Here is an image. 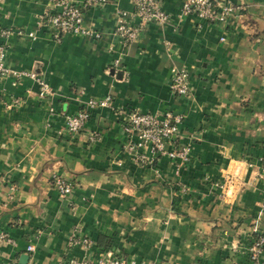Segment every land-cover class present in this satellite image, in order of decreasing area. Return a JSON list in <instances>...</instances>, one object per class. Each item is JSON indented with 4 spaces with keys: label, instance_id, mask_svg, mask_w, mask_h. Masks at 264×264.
<instances>
[{
    "label": "crops",
    "instance_id": "0c3cea01",
    "mask_svg": "<svg viewBox=\"0 0 264 264\" xmlns=\"http://www.w3.org/2000/svg\"><path fill=\"white\" fill-rule=\"evenodd\" d=\"M160 2L169 25H144L124 48L116 12L133 13L131 0L88 11L102 39L61 42L37 24L53 0H0L6 65L39 72L55 92L41 98L35 80L0 76V264H24L26 254L25 264L80 260L81 237L94 241V259L107 250L138 262L250 264L248 249L264 234V0H214L220 15L236 6L217 21L182 15L184 0ZM11 28L37 38L2 35ZM181 69L190 74L188 98L169 87ZM108 94L114 107L93 111L79 133L66 130L65 114ZM119 106L183 114L179 143L191 145L190 159L148 149L152 163L135 161L123 148ZM54 174L76 184L69 198Z\"/></svg>",
    "mask_w": 264,
    "mask_h": 264
},
{
    "label": "built area",
    "instance_id": "2783aa9c",
    "mask_svg": "<svg viewBox=\"0 0 264 264\" xmlns=\"http://www.w3.org/2000/svg\"><path fill=\"white\" fill-rule=\"evenodd\" d=\"M54 8L51 12L46 13L38 19V26L47 27L52 32L55 40L61 42L67 34L82 36L90 39H102L104 33L94 21L89 20L88 11L93 8L104 7L110 0H53ZM134 3L135 11L129 13L125 10L116 12V30L115 36L119 37V41L124 48H128L133 42L139 40L141 29L148 23H156L161 26H167L170 22L169 14L162 8L160 0H131ZM236 6L229 3L223 7L220 15L216 9L214 0H184L181 7L182 15H195L199 20L217 21L226 20L227 16H231ZM137 18L140 20L138 24H133ZM13 33L26 35L32 39H36L35 31L24 32L23 30L5 29L2 35L9 37ZM225 40V37L222 38ZM111 51H116L112 42L109 46ZM6 45L0 46V76L2 78L13 79L16 84L25 78H31L39 84L38 94L41 98L54 95V90L48 81L35 70H19L6 65ZM115 65H119L120 58H115ZM189 71L187 69L178 70L169 82L170 89L178 96L190 97L192 88L189 79ZM20 102L15 99L7 105V107L16 106ZM114 98L108 94L103 97H91L84 103V108L75 113L65 114V128L70 133H79L85 129L92 117V112L100 108L114 107ZM51 112L54 108H50ZM121 120V130L125 141L123 143L124 151L134 158L135 161L152 163L149 160L147 150H151L158 157L167 156L173 160H182L186 162L190 159L192 151L191 145L181 144L179 140L182 138L181 125L184 121V115L171 109L162 110L156 113L143 112L133 109H127L123 106L117 107ZM98 133L92 134L91 138H95ZM262 165L259 177L264 180V156L261 158ZM53 182L62 198H69L76 186L71 179L59 175H53ZM232 184V178L224 183L223 187ZM227 184V185H226ZM1 238H7V234H1ZM8 241H12L8 239ZM74 241L71 240V243ZM80 243L86 250L84 257L80 260L72 258L60 264H169L168 262L149 260L138 262L136 260H127L122 255L114 252H107L104 255L94 259L91 250L94 247V241L89 237H81ZM28 252L34 254L36 251L35 244H29ZM250 264H264L261 260L264 253V234H259L250 245L249 249ZM13 264V263H7Z\"/></svg>",
    "mask_w": 264,
    "mask_h": 264
},
{
    "label": "water",
    "instance_id": "95a60500",
    "mask_svg": "<svg viewBox=\"0 0 264 264\" xmlns=\"http://www.w3.org/2000/svg\"><path fill=\"white\" fill-rule=\"evenodd\" d=\"M28 260H29V255L28 254L22 256V261H23L24 264L27 263Z\"/></svg>",
    "mask_w": 264,
    "mask_h": 264
},
{
    "label": "trees",
    "instance_id": "16d2710c",
    "mask_svg": "<svg viewBox=\"0 0 264 264\" xmlns=\"http://www.w3.org/2000/svg\"><path fill=\"white\" fill-rule=\"evenodd\" d=\"M98 246V245H97ZM105 253H107V250L106 251H103V252H101L100 254H99V256H101V255H104Z\"/></svg>",
    "mask_w": 264,
    "mask_h": 264
}]
</instances>
